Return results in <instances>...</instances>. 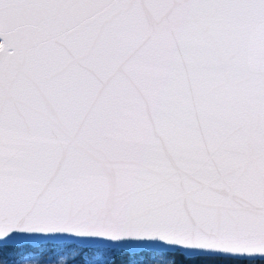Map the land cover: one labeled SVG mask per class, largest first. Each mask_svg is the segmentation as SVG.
<instances>
[{"label":"snow or ice","instance_id":"obj_1","mask_svg":"<svg viewBox=\"0 0 264 264\" xmlns=\"http://www.w3.org/2000/svg\"><path fill=\"white\" fill-rule=\"evenodd\" d=\"M117 257L264 264V0H0V264Z\"/></svg>","mask_w":264,"mask_h":264},{"label":"trees","instance_id":"obj_2","mask_svg":"<svg viewBox=\"0 0 264 264\" xmlns=\"http://www.w3.org/2000/svg\"><path fill=\"white\" fill-rule=\"evenodd\" d=\"M85 259H87L88 258V256H90L91 255V253L90 252H85ZM119 261H120V257H117V264H119Z\"/></svg>","mask_w":264,"mask_h":264}]
</instances>
